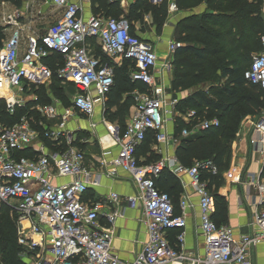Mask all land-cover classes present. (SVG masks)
Returning <instances> with one entry per match:
<instances>
[{
  "label": "built area",
  "instance_id": "built-area-1",
  "mask_svg": "<svg viewBox=\"0 0 264 264\" xmlns=\"http://www.w3.org/2000/svg\"><path fill=\"white\" fill-rule=\"evenodd\" d=\"M58 11V19L47 26L37 39L23 40L20 19L25 12L16 9L1 17L4 28L13 31L0 49V95L6 111L13 114L16 108H24L22 96L31 101L37 97L33 90L47 88L53 78L74 90L68 98V106L51 100L50 104L30 108L39 118L22 116L18 123L6 127L0 123V209L6 207L14 217L16 242L20 258L28 264H174L184 257L173 249L167 239L171 230H183L186 226L183 214L174 215L167 194L159 192L155 180L164 170L186 175L198 196L200 212L199 230L204 241L203 255L193 258L189 264H249L248 255L253 246L264 244V209L254 213L256 232L250 236L235 237L227 225H216L214 196L207 183L201 180L202 170L211 175L217 169L210 161L196 162L190 168L180 166L176 159L161 158L152 164H141L136 150L144 142L148 132H154L158 146L167 145L165 125L178 115L177 101H164L153 91L156 87L154 71L158 58L153 47L130 34V23L124 17L118 19L89 16L84 18L82 9L74 0H41ZM137 1V0H136ZM158 6L169 0H147ZM264 3V0H262ZM171 2L169 11H175ZM99 46L102 56L109 61L128 60L134 63L130 73L132 83L147 89H135L130 96L133 108L125 128L118 124L102 123L109 130L113 143L118 147L109 162L111 173L122 170L135 184L136 196L127 202H140L143 207L146 242L132 263L120 261L111 253L112 232L99 223L102 209L97 203L83 201V195L96 182L84 166V154L73 145L68 125L76 119H92L96 100L104 101L114 83L113 65L93 56L90 41ZM263 52L252 57L244 72L248 84L264 90V28L260 36ZM180 43L168 45L171 53ZM163 69H170L164 63ZM169 71V70H168ZM33 89V90H32ZM182 120L195 122L191 131L183 130L181 137L198 131L217 129L218 119H197L194 111H188ZM34 122L37 128L31 126ZM245 122L252 123L250 119ZM253 124L257 141H251L264 155V112ZM91 128L95 127L91 123ZM176 142V141H175ZM27 152L30 157H18ZM110 155L104 152L103 156ZM102 166L108 163L101 160ZM258 206L264 207V181L256 185ZM109 201H118L116 194ZM182 210L185 204L181 205ZM117 212L105 215L112 225ZM183 242V233L177 237Z\"/></svg>",
  "mask_w": 264,
  "mask_h": 264
},
{
  "label": "trees",
  "instance_id": "trees-1",
  "mask_svg": "<svg viewBox=\"0 0 264 264\" xmlns=\"http://www.w3.org/2000/svg\"><path fill=\"white\" fill-rule=\"evenodd\" d=\"M23 0H0L20 8ZM120 1L91 0L94 16L103 13L105 18L124 17L130 23V34H133V23H142L143 17L150 13L153 16L156 32L160 33L166 15L164 3L151 6L147 0H138L130 5L125 14L119 5ZM262 0H176L180 11H191L203 5L205 11L198 15L184 18L177 26L175 38L181 47L172 55L171 83L168 93L173 99L183 92L189 95L177 101L175 110L183 117L188 111H194L196 118L203 120L218 119L217 129L198 131L187 137H181L183 130L191 131L195 122L185 123L181 117L174 119V136L179 139L175 150L177 163L190 168L196 162L210 161L217 169L216 175L206 170L201 172V180L207 183L209 192L215 198L216 212L213 220L216 225L218 216L224 213V198L217 193L221 185V174L228 170L231 158V144L239 130L240 124L247 114L258 112L264 108V90L253 86L244 80V72L249 68L252 54L259 51L260 36L264 28ZM4 28L0 27V49L5 40ZM90 45H95L91 40ZM96 58L103 62L109 60L102 56L97 48L93 51ZM114 83L106 95L105 118L110 122H117L125 128V119L133 105L131 92L135 89L145 91L147 88L139 83H132L130 73L134 63L124 60L118 66H113ZM61 84L53 78L51 84L39 87L33 94L36 101L28 102L24 108H16L13 114L6 111L0 103V123L6 127L18 123L22 116L36 121L39 116L31 107L43 106L51 103L49 94L61 97L63 105L68 106L69 100L61 93ZM64 86V85H63ZM67 86L70 90L71 86ZM73 90V89H72ZM74 91V90H73ZM127 96L122 99V96ZM33 128H37L30 121ZM154 132H148L144 142L136 150V158L154 144ZM18 157H30L27 152L17 154ZM149 156L146 162H158L161 157ZM164 170L155 180L159 192L167 193L169 177ZM264 180V167L261 174ZM215 186L213 191L211 188ZM169 197V195H168ZM170 199V197H169ZM0 213H9L6 207H1ZM14 219V217H13ZM21 249L16 242L15 221L13 226L7 218L0 217V264H28L20 258Z\"/></svg>",
  "mask_w": 264,
  "mask_h": 264
},
{
  "label": "crops",
  "instance_id": "crops-1",
  "mask_svg": "<svg viewBox=\"0 0 264 264\" xmlns=\"http://www.w3.org/2000/svg\"><path fill=\"white\" fill-rule=\"evenodd\" d=\"M119 1L120 8L126 14L130 5L136 0ZM74 2L81 7L84 17L94 16L91 0H74ZM171 2L176 5V0L163 2L166 15L160 33L156 32V25L150 13L143 17L142 27L136 28V23H133L132 27L133 34L150 44L157 55L158 65L153 73L156 87L153 91L162 95L166 102L178 101L189 95V92H183L177 95V99H173L171 94L168 93L172 79L173 55L169 51L168 45L177 42L175 38L176 28L184 18L204 12L180 11L177 5L175 11H169ZM149 4L155 6L151 3ZM28 8L29 12L24 13L23 18L20 19L24 43L28 38L37 39L47 26H50L58 19L59 14L57 9L44 5L41 0H23L20 8L2 3L0 5V27L4 28L1 24L3 14L11 13L16 9L25 12ZM102 14L97 16L103 17L101 16ZM12 31L13 29L11 28H4V32L8 37ZM155 42L157 43L156 46ZM92 54L95 56L93 52ZM109 62L113 66L119 67L123 60L116 59ZM167 62L170 64L169 71L162 68V65ZM126 96L127 94L123 95L122 99ZM105 103L106 96L104 101L96 100L93 118H80L71 121L68 125V130L72 134L73 145L84 154L86 170L91 174V179L96 182L88 187L87 192L83 195V201L97 203L101 206L102 209L99 212L98 220L102 227H108L112 232V255L122 262L132 263L146 242L143 207L140 202H136L134 205L127 202L128 198L135 197L137 193L132 177L122 170H116L114 174L111 173L109 162L116 156L118 147L113 143L108 128L102 123V119L106 120L104 115ZM132 108L133 105L128 111L125 124L129 120ZM176 117L179 118L181 116L178 113L165 125L164 133L169 139L167 145L158 146L154 142L149 147V151H144V153L140 154L139 162H146L148 157L152 156L151 153L161 158L175 159V150L179 144V139L174 136V119ZM106 121L108 125L117 124V122ZM91 123L95 124L94 128H91ZM236 135L237 141L232 146V165L221 174L222 183L216 190L224 198L225 207L223 216H218L217 222L227 225L231 228L235 237H240L250 236L256 232V228L253 225V215L255 211L264 209V207L258 206V193L256 191V185L264 181L261 179L264 155L251 143V141L259 139V135L254 132L252 123H241ZM104 152H110V155L103 156ZM102 159L108 163L107 166L101 165ZM165 175L170 179L169 186H166V189L173 206L174 215L183 214L186 221V226L182 231H168L167 239L170 246L179 251L180 255L184 257L185 260L180 264H189L191 259L201 257L204 250V241L199 230L198 196L186 175L175 173L174 169H167ZM215 188V186H212L211 189L214 191ZM111 194L118 196L117 202L111 203L109 201ZM182 203L185 204L184 210L181 208ZM114 211L118 213V217L115 218L112 225H108L105 215ZM181 232L183 233V242L179 243L177 237ZM248 261L249 264H264V244L253 246L250 249Z\"/></svg>",
  "mask_w": 264,
  "mask_h": 264
},
{
  "label": "rangeland",
  "instance_id": "rangeland-1",
  "mask_svg": "<svg viewBox=\"0 0 264 264\" xmlns=\"http://www.w3.org/2000/svg\"><path fill=\"white\" fill-rule=\"evenodd\" d=\"M261 5H262V12H263V15H264V3H261ZM201 11H205V7L203 6V5H201V6H198V7H196V8H194L193 10H191L190 12H201ZM264 17V16H263ZM84 18H86V16L84 17ZM136 28H140V27H142V23H138V22H136ZM9 37L8 36H5V40H4V42L8 39ZM157 45V43L155 42V46ZM261 47V46H260ZM98 48V46L95 44V45H91V51L93 52V51H95L96 49ZM161 48V47H160ZM99 49V48H98ZM263 52V48L261 47L260 49H259V51H256V52H254L253 54H252V57H254V56H256V55H258V54H260V53H262ZM160 59V58H159ZM46 89V88H45ZM33 90V89H32ZM35 91H37V90H35ZM61 93L63 94V96L64 97H66V98H71L72 96H73V94H74V91L71 89H69L67 86H61ZM0 95H4V96H6V97H9V95L8 94H6L5 92H3L2 93V91H1V93H0ZM49 96H50V100H56V101H59V102H61V99H59V98H61V97H58V96H56V95H54L53 93L52 94H49ZM22 99H23V101H24V105H27V103L28 102H31V100H30V98H29V96L27 97V95H25V96H22ZM0 103H3V105H4V107H6V105H5V102H4V100H2L1 98H0ZM62 103V102H61ZM263 112H264V108H262L261 110H259L258 112H255V113H252V114H247L245 117H244V119L242 120V122L241 123H244L245 122V119H250L251 121H252V123H255V121H257L258 120V118L259 117H261L262 115H263ZM237 141V135H235V139L233 140V142H232V144H231V158H230V161H229V163H228V167L230 168L231 167V165H232V146L234 145V143ZM228 168V169H229ZM0 217H4V218H7L8 220H9V222L11 223V225L13 226V223H14V219H13V216L10 214V213H0ZM1 258V257H0ZM0 261H1V259H0ZM1 264H4L3 262H1Z\"/></svg>",
  "mask_w": 264,
  "mask_h": 264
}]
</instances>
